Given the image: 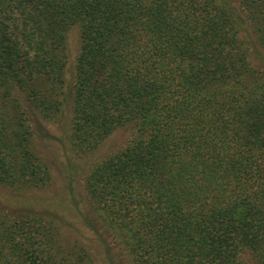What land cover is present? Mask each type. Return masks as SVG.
I'll list each match as a JSON object with an SVG mask.
<instances>
[{"label": "trees", "instance_id": "1", "mask_svg": "<svg viewBox=\"0 0 264 264\" xmlns=\"http://www.w3.org/2000/svg\"><path fill=\"white\" fill-rule=\"evenodd\" d=\"M67 105L76 154L118 129L126 143L62 219L0 207V264H97L62 239L68 215L107 264H264V0H0L1 186L50 182L31 113Z\"/></svg>", "mask_w": 264, "mask_h": 264}, {"label": "rangeland", "instance_id": "2", "mask_svg": "<svg viewBox=\"0 0 264 264\" xmlns=\"http://www.w3.org/2000/svg\"><path fill=\"white\" fill-rule=\"evenodd\" d=\"M67 48L69 52L68 76H72L74 58L79 48V36L77 27H72L67 32ZM254 64L262 67V61L256 55L250 56ZM69 106L67 105L60 117L55 121L42 119L39 115L31 113L35 132V147L39 154L47 161L50 171V182L42 189L18 193L13 189L0 185V207L20 206L34 204L38 209L50 211L60 210L67 199V192L77 194L81 189L82 178L89 165L108 154L122 148L128 137V132L118 129L112 132L102 143L90 154H76L68 144L67 133L69 131ZM55 211V212H56ZM57 211L59 218L61 213ZM54 212V213H55ZM62 217V216H61ZM71 226L62 228L61 237L68 243L78 241L86 246L97 264H107L103 253L96 246L92 234L88 230L77 227L71 216H66ZM62 219V218H60ZM73 221V222H72ZM76 226V227H75ZM246 259L250 260L247 256ZM123 264V263H122Z\"/></svg>", "mask_w": 264, "mask_h": 264}]
</instances>
